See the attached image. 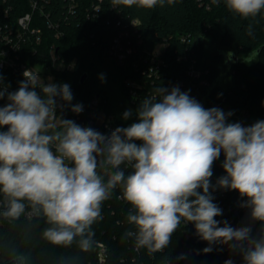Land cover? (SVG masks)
<instances>
[{"label": "clouds", "instance_id": "clouds-1", "mask_svg": "<svg viewBox=\"0 0 264 264\" xmlns=\"http://www.w3.org/2000/svg\"><path fill=\"white\" fill-rule=\"evenodd\" d=\"M175 2L111 0L114 8L148 10ZM223 3L241 19L264 16V0ZM246 33L253 35L252 24ZM23 77L15 91H8L0 77V100H6L0 105V129L6 128L0 131L5 218L18 219L27 206L49 225L44 239L64 246L77 240L88 251L92 226L103 220L102 205L119 189V198L131 209L124 236L136 250L162 252L181 225L191 223L209 245L204 253L213 245H227L243 264H264V120L250 126L229 122L232 112L205 109L178 86L157 85L140 101L136 122L101 134L57 115V98L65 106L73 100L69 84L44 83L29 69ZM70 110L79 114L83 105ZM132 114L126 110L122 118ZM221 154L225 175L213 185V165ZM217 188L239 193L250 220L262 225L259 236L252 235L250 225L233 227L215 219L222 216L212 195Z\"/></svg>", "mask_w": 264, "mask_h": 264}, {"label": "trees", "instance_id": "trees-1", "mask_svg": "<svg viewBox=\"0 0 264 264\" xmlns=\"http://www.w3.org/2000/svg\"><path fill=\"white\" fill-rule=\"evenodd\" d=\"M37 1L35 15L42 27V41L39 45L29 42L24 48L39 60L54 45L58 54L73 64L72 70L60 76L70 83L75 104H87L100 97L107 112L114 113L107 93L93 79L100 67L108 66L116 72L121 94L134 110L159 85L168 89L178 86L205 109L229 106L264 113V16L241 19L226 10L223 0L219 5L211 4V0H176L171 6L151 10L137 6L114 8L111 0ZM30 10L29 0H0V27L14 23L16 17ZM249 24L253 26L252 36L246 33ZM117 38H121L125 53L122 63L111 52ZM161 45L164 47L159 51ZM210 45L215 51L208 55ZM84 74L88 78L81 84ZM0 77L5 85L18 89L16 76L0 71ZM5 103L0 100V105ZM115 120L119 127H127L137 118ZM223 160L221 154L214 162L213 185L225 175ZM119 195L117 189L103 203V220L92 226L93 243L88 251H82L77 240L64 246L44 239L42 233L49 225L42 216L29 220L22 214L10 219L2 213L0 264L14 259L22 264H101L96 252L98 243L107 248L105 264H224L232 260L233 251L227 245H213L211 252L204 253L209 245L195 234L190 223L181 225L164 251L149 254L144 249L136 250L132 239L124 236L129 228L126 215L131 209ZM212 195L222 209V216L215 219L236 227L240 211L247 209L241 206L239 193L217 188ZM0 202L4 212L6 201L0 197ZM257 227L261 232L259 222Z\"/></svg>", "mask_w": 264, "mask_h": 264}, {"label": "built area", "instance_id": "built-area-1", "mask_svg": "<svg viewBox=\"0 0 264 264\" xmlns=\"http://www.w3.org/2000/svg\"><path fill=\"white\" fill-rule=\"evenodd\" d=\"M72 1L75 3V0ZM29 3L31 10L28 13L16 17L14 23L8 22L0 27V71L8 72L16 76L18 82L15 84L18 86L19 82L24 79L23 72L26 69L37 71L44 83L51 81L58 85L61 83H67L70 85V83L64 81L60 75L72 70L73 64L62 58V56L58 54L54 45L49 48L47 55L40 56L39 60L33 59L35 53L31 55L25 50L24 47L29 42L39 45L42 41V27L41 24L38 23V18L35 15L38 1L29 0ZM96 9H98V6ZM126 47V51L130 52L129 47L127 45ZM111 52L115 55L117 62L122 63L124 61L125 53L123 51L121 38L115 39ZM8 91H15V88L10 86ZM127 102L133 107L131 102ZM71 105H75L74 96ZM71 105L65 106L64 102L57 98V115L63 119L74 120L82 127H91L99 131L101 134H109L111 131L115 130L116 127H119L115 120V117L118 116L115 112H107L105 106L101 103L100 97L92 99L87 104H82L83 110L79 114H75L70 110ZM216 108L221 109L218 106ZM134 118H137L136 114H134L133 118L128 121H131ZM2 213L3 207L2 202H0V215ZM24 215L29 220L36 216L30 208L25 210ZM190 225V228L195 230L194 225L191 223ZM190 236L189 230L187 237L189 238ZM96 252L99 263L105 264L107 255L105 244L98 243Z\"/></svg>", "mask_w": 264, "mask_h": 264}, {"label": "rangeland", "instance_id": "rangeland-1", "mask_svg": "<svg viewBox=\"0 0 264 264\" xmlns=\"http://www.w3.org/2000/svg\"><path fill=\"white\" fill-rule=\"evenodd\" d=\"M164 46H158V50L160 51ZM215 51V46L210 45L208 55H211ZM103 77V78H102ZM93 79L97 83L100 88H103L107 93L111 104L113 105L114 112L116 115L124 120L123 113L126 110L131 109L133 114L129 119H132L135 110L133 107L123 98L120 91V80L114 71V69L104 66L100 67L94 74ZM6 102V100H2ZM225 113L232 112L233 115L229 117V122H240L243 126H250L254 122L258 120H264V113L260 112L258 114L249 113L245 110H235L230 108L229 106H223L221 108ZM128 119V120H129Z\"/></svg>", "mask_w": 264, "mask_h": 264}, {"label": "crops", "instance_id": "crops-1", "mask_svg": "<svg viewBox=\"0 0 264 264\" xmlns=\"http://www.w3.org/2000/svg\"><path fill=\"white\" fill-rule=\"evenodd\" d=\"M245 224L251 226L252 235L253 236H259L260 231H259V229L257 227V222H253V221L250 220V218H249V210L248 209L240 211V213H239V221H238L236 227H239V226L245 225ZM230 257L232 258V260L236 264H243L242 257H241V255L239 253L233 251V252L230 253Z\"/></svg>", "mask_w": 264, "mask_h": 264}, {"label": "water", "instance_id": "water-1", "mask_svg": "<svg viewBox=\"0 0 264 264\" xmlns=\"http://www.w3.org/2000/svg\"><path fill=\"white\" fill-rule=\"evenodd\" d=\"M87 78H88V75L87 74H84L82 77H81V84H84L85 83V81L87 80ZM4 264H22L21 263V260L20 259H14V260H12V261H10V262H6V263H4Z\"/></svg>", "mask_w": 264, "mask_h": 264}]
</instances>
